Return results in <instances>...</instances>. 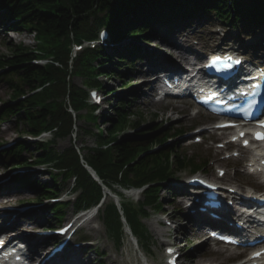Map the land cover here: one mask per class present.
Returning <instances> with one entry per match:
<instances>
[{"label": "trees", "instance_id": "obj_1", "mask_svg": "<svg viewBox=\"0 0 264 264\" xmlns=\"http://www.w3.org/2000/svg\"><path fill=\"white\" fill-rule=\"evenodd\" d=\"M5 4L13 5L17 15L27 14L30 15L26 19L25 26L30 28L33 25L35 28L40 29L43 33L51 35L53 38L56 37L53 45L56 55L59 59L61 67L50 66L48 69L35 67L30 63V56L23 49L15 51V58L8 61V65L12 67L15 72L20 76L24 87L34 88L41 83L49 82L48 89L39 98H36L35 102H41L48 98L50 101L41 110H36L34 104L29 102L25 106L26 114L29 118L31 128L33 131L44 128L47 125H53L59 127L62 131H69L71 126V116L67 113L63 106L64 95H68L73 107L80 109L84 103L85 91L72 83H69L67 77V57L63 54V45L57 44L60 38H67L69 32L72 31L75 34L83 32L82 17L88 11L95 6H108L113 2L121 0H1ZM167 5V4H166ZM44 8L50 11V13L42 14L39 9ZM253 13L263 11L258 7H251ZM155 14L152 12L148 18ZM37 21V24L34 22ZM28 23V24H27ZM120 27V26H119ZM34 28V29H35ZM86 57L81 59V63H85ZM76 62L75 73L86 75L84 71L90 70V66ZM126 98H121L124 101ZM124 109L123 106L114 108V114L110 115L107 119L109 123L108 129H106L107 136L104 133L97 134L98 142L102 144L106 141H118L119 138L113 136L116 131L121 132L126 125L124 120L120 122L119 112ZM89 120L94 121L95 119L89 115ZM140 122V121H139ZM116 127V128H115ZM115 128V129H114ZM141 149L132 146H128L127 140H120L114 144L112 148L107 150L96 149L89 153V162L99 172L105 171L112 177H118V174L122 172L123 181L134 185H141L143 183L155 182L158 175L162 178V171L159 174L148 175L146 173V164L144 161L147 160L148 156L140 158L141 160L135 162L131 167L129 162L134 160ZM63 159V165L65 169L69 171L67 176L70 174H77L79 176V182L86 188L89 184L90 179L80 167L78 162V155L73 149L65 151L61 156ZM184 162L180 161V167H184ZM197 168V167H196ZM92 186V185H91Z\"/></svg>", "mask_w": 264, "mask_h": 264}, {"label": "rangeland", "instance_id": "obj_2", "mask_svg": "<svg viewBox=\"0 0 264 264\" xmlns=\"http://www.w3.org/2000/svg\"><path fill=\"white\" fill-rule=\"evenodd\" d=\"M224 28H226V27L224 26ZM33 40H34L33 35H31L30 33L26 32V31H21L19 33L13 32L10 34V36L5 35V37L0 36V55L1 54H10L9 53L10 50H9L8 46H10L12 44H17L19 41H23L26 45H34ZM155 46H156L155 43H153V45H150V49H155L154 48ZM165 51L167 52L168 55L175 54V51L170 50L169 48H166ZM160 53L163 54L164 52L160 51ZM137 75L132 76V78L134 79V84L132 85L133 88H130V89H134V90H132V91H134V95L140 96L142 90L145 89L144 85H145L146 79H143L141 77L138 79ZM76 82L80 84L81 80L76 79ZM107 83H109L108 85H114L115 87H116V85L121 84V83L120 84L113 83L110 80L107 81ZM115 87H114V89H115ZM124 91H129V89H126ZM9 94H10V91H9L6 83H0V99L1 100L8 99ZM144 102L145 101H143V103ZM139 104H140V102H139ZM141 109L144 110L145 114L148 117H150L152 114H161L162 118L165 120H167L168 118H172L173 119L172 125H175L176 127H178L177 121L174 120V119H176V116H170L168 113L164 112L162 107H153V106L148 107V106H145L144 104H142ZM148 119H150V118H148ZM158 121H160V120L158 119ZM148 122H149V120H148ZM14 128L15 127H13V125H9V124L8 125L7 124L2 125L0 128V139H3L4 142H10V141L17 140L19 134L17 131H15ZM85 140H86V144H91V139H89L88 137H85ZM69 144H70L69 140L59 141L56 149L62 150L65 147L69 146ZM187 154H191V153L187 152ZM207 171L210 172V165H209V169H207ZM182 175L186 176V173L184 172V173L180 174V176H182ZM43 179H46V177H43ZM65 191L66 190H63L62 192H65ZM169 193L166 191H163L161 193V196L164 199L163 200L164 201L163 203L165 206L164 207V213L166 214V216L168 218H171L174 220L173 227L177 226V229H178V231H177L178 236L177 237H179L178 240L187 239L186 238L187 235L184 234L187 223L185 221H182L181 219H179V217L181 216V212L179 210L180 205L176 206V203H178V202L173 201L175 198H173V200H172L173 201L172 205H169V202H172L171 201L172 193H170V194ZM33 197H34L33 195L28 194V195H25L21 198H30L31 199ZM130 198L138 199V197H136V196H130ZM10 203L16 204V201L13 200ZM176 209H178V213H176ZM68 210L71 211L72 207H69ZM153 219L154 218L150 217L149 219L144 220V222L147 224V226H149L150 232L153 236V239L155 240L154 244H152L151 248H150L152 256L149 258V262H152V263L156 262V264H162L161 261H162V257H163V250H162L161 246H162V243L165 241L166 242H172L171 233L173 232V228H170L169 229L170 234L166 235L167 230L166 229L162 230V229L156 228V224H155V221ZM40 223H42V222H40ZM41 225H44V224H41ZM29 228H30L29 224L24 225L25 230H28ZM102 231H103V229H100V231H94L96 233L95 234L93 233V236L99 238L100 234L103 235ZM97 233H100V234L97 235ZM163 236H164V238H163ZM167 237H169V239H166ZM191 243L194 246H195V244H198L196 240H193ZM104 245H107V246L106 247H104V246L95 247V248L99 249L100 251H105L106 255L104 258V264H140V261L138 259V253L133 248L129 249V246H132L129 243L124 248L123 252H117L116 256H114L111 252V250H112V244L111 243H105L104 242ZM206 251L207 250L204 248H202V249L197 248L196 250H194L191 253L193 256H196V255L199 256V255H201V253H204V256L197 257V261L199 263L204 262V261H209V260L213 261V260L217 259L216 257L214 258V257L207 256ZM185 252L186 251H184V253ZM185 254L186 255L190 254V252H186ZM187 256L191 257L190 255H187ZM82 257L88 260L87 264H93L95 255L93 253H89L87 251V254L85 256L82 254ZM190 260H191V258H190Z\"/></svg>", "mask_w": 264, "mask_h": 264}, {"label": "bare ground", "instance_id": "obj_3", "mask_svg": "<svg viewBox=\"0 0 264 264\" xmlns=\"http://www.w3.org/2000/svg\"><path fill=\"white\" fill-rule=\"evenodd\" d=\"M184 59L186 60V57H184ZM187 120V116L184 115L183 117V122H185ZM230 258H233V257H226V258H221V259H218L216 260L215 262L211 263V264H222V263H225L227 260H229Z\"/></svg>", "mask_w": 264, "mask_h": 264}, {"label": "snow or ice", "instance_id": "obj_4", "mask_svg": "<svg viewBox=\"0 0 264 264\" xmlns=\"http://www.w3.org/2000/svg\"><path fill=\"white\" fill-rule=\"evenodd\" d=\"M237 63H239V61H237ZM258 136H260V138H264V134H258Z\"/></svg>", "mask_w": 264, "mask_h": 264}]
</instances>
